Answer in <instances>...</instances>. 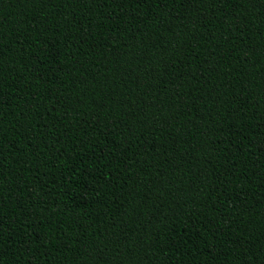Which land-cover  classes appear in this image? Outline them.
<instances>
[{
	"label": "trees",
	"instance_id": "1",
	"mask_svg": "<svg viewBox=\"0 0 264 264\" xmlns=\"http://www.w3.org/2000/svg\"><path fill=\"white\" fill-rule=\"evenodd\" d=\"M0 264H264V0H0Z\"/></svg>",
	"mask_w": 264,
	"mask_h": 264
}]
</instances>
